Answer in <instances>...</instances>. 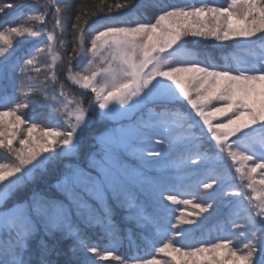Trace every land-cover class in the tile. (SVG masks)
Masks as SVG:
<instances>
[{
  "label": "snow or ice",
  "instance_id": "6c2138e0",
  "mask_svg": "<svg viewBox=\"0 0 264 264\" xmlns=\"http://www.w3.org/2000/svg\"><path fill=\"white\" fill-rule=\"evenodd\" d=\"M37 4L0 0V14L16 10L0 28V109H6L0 110V264H95L87 253L120 264H162L155 257L125 259L89 242L87 231L98 229L117 244L121 222L152 230L163 241L152 242L155 251L177 264L178 256L189 258L185 264L205 257L206 264H264V0L227 6L98 0L78 6L70 42L71 5ZM145 6L156 9L153 19L133 22L122 11ZM189 36L238 37L236 47L250 59L235 67L205 62ZM19 38L39 39L17 56ZM185 102L194 116L183 110ZM136 111L142 115L133 116ZM93 114L103 127L82 162L59 172L57 192L33 190L4 207L35 175L55 171L62 157L79 156ZM126 118L132 123H122ZM154 137L164 148L142 146ZM234 179L240 184L232 185ZM164 201L195 211L171 223L174 209ZM149 204L158 215L146 211ZM117 208L125 212L121 222ZM222 208V234L209 246L177 244L194 231L181 225ZM69 240L73 256L61 261Z\"/></svg>",
  "mask_w": 264,
  "mask_h": 264
},
{
  "label": "trees",
  "instance_id": "16d2710c",
  "mask_svg": "<svg viewBox=\"0 0 264 264\" xmlns=\"http://www.w3.org/2000/svg\"><path fill=\"white\" fill-rule=\"evenodd\" d=\"M171 1V2H170ZM15 2V0H13ZM47 0H38L37 7H39L41 4L46 3ZM67 3L71 5V11L69 12L68 16V22L66 26L67 31V40L68 42L71 41V23L74 21L75 13L79 5L81 4H88L89 6L94 5L98 2V0H66ZM109 2H114V0H109ZM133 2L137 5H140L141 3H146V0H133ZM164 4L169 5H185V4H199L201 0H161ZM207 2L215 5H223L227 6V3L229 0H207ZM127 14V18L131 21H144L153 19L154 13L156 9H154L151 6H145L142 8H139V10H133L131 13H128V10H122ZM16 12L15 9H6L3 14H0V28L8 25L5 23L9 20V18L13 15V13ZM112 15H116V13H113ZM51 27V25H49ZM193 39V38H192ZM188 41H190L188 39ZM36 41H32L29 44H27V47L24 49V51H28L31 49L32 45ZM192 43L189 44V47H194L199 53L198 59L203 60L205 62H208L209 60L216 64L217 66H222L225 64L226 60L227 63L235 67L237 61L239 60H247L250 59L249 54L243 50H240L236 47L238 44H227L222 47H210L208 45L203 44L199 40H195ZM17 51V50H16ZM21 52L17 53L15 52V55L19 56ZM24 53V52H23ZM75 89V86H72ZM9 93L12 92V89H8ZM76 91H79V89H76ZM90 96L91 93H88ZM18 98V97H17ZM0 110H6V109H0ZM43 111L42 109H40ZM183 110L192 113V110L189 106H187L186 102L184 104ZM39 111V112H41ZM146 111V110H145ZM98 113L99 111L96 110ZM142 115L141 112L137 113L135 116ZM194 116L195 114L192 113ZM197 120H199L198 117H195ZM132 120H130L128 123L124 122V124H131ZM103 125L98 122V118L95 114L92 115V119L86 128L85 132L83 133V139L81 142L80 150H79V156L73 157H62L57 164L55 165V171H48L43 173H38L34 176V178L26 184L21 190L14 193L8 201L4 203V207L11 206L13 202L15 201H22L23 199H26L33 190L35 191H45L47 193H54L57 192V189L55 188V185L57 184L58 178H59V172L63 170L65 165L69 164H76L80 163L83 160V157L85 153L88 152L89 146L93 143V137L94 135L102 129ZM205 133L207 132V129H204ZM164 134H160V136H163ZM155 138L151 140H147L145 142H148L147 145H144L145 148H154L157 150L162 149L159 144L155 143ZM211 144H215L214 141L210 140V137L208 138ZM234 139V138H233ZM129 163L131 165H135L137 163L136 159L132 158L131 155L127 157ZM225 165L228 167V169L231 171V175L233 177L236 176V173L234 169L232 168V162L231 160H228L225 158ZM152 175L158 176L160 175L159 172H153ZM240 181L239 179H234L232 181V185H239ZM202 191V189H201ZM179 198V197H178ZM225 200L226 198L229 199L228 196L223 197ZM235 199V197H232L229 200ZM169 209V206H167ZM175 209L178 208V205L173 206ZM146 211L149 213H154L158 215L157 210L149 204L146 208ZM227 212V208H222L220 214L214 215L213 218L207 220L205 223H200L198 225L188 226L184 227L185 229H194L192 235L187 239H180L177 241V244H194L196 246H200V244L203 242L204 246H209L207 242L214 241L219 235H221V228L222 224L221 221L224 219V213ZM125 215V212L119 208L116 209V220L118 222H121V218ZM177 218H179V215H176L175 212H172L171 214V223H176ZM166 222V223H165ZM164 220H161V227L162 228H169L170 224ZM172 231H178V229L172 230ZM87 238L90 243L95 244L98 249L103 251L106 248L112 249L114 253L117 255L125 258L130 259L134 257H144L151 259L153 257L158 258L160 257V253H157L155 251V247L153 246L152 242H156V246H162L163 241L160 240L158 237H156L152 230L145 229L141 227H137L134 222H121L120 223V240L117 244L113 245L109 242V240L104 237L98 229H89L87 231ZM71 241H64L61 246V255L58 257L61 261H64L66 259H70L73 256V253L69 251V248L71 246ZM115 247V248H114ZM82 255V253L80 254Z\"/></svg>",
  "mask_w": 264,
  "mask_h": 264
},
{
  "label": "rangeland",
  "instance_id": "374dc122",
  "mask_svg": "<svg viewBox=\"0 0 264 264\" xmlns=\"http://www.w3.org/2000/svg\"><path fill=\"white\" fill-rule=\"evenodd\" d=\"M171 2V1H170ZM9 25H5L3 27H7ZM14 26V25H12ZM1 27V28H3ZM193 38V39H192ZM39 38H28L27 41H25L23 38H19V41L17 42L16 44V52L19 53L21 52L19 55H23L25 53L24 49L27 47V44H29L30 42L32 41H37ZM186 40H192L193 42H195V40H199L201 41L203 44L205 45H208L210 47H222L224 45H227V44H237L240 42V38H233L231 40H228V41H216L212 38H208V39H205L203 37H186L185 38ZM24 52V53H23ZM18 99H22V97H18ZM99 111V109H96ZM28 114L29 117H32L34 115L33 112L29 111V110H25ZM40 108H37L36 109V113H39ZM137 113H139V111H136L134 112L132 115L135 116ZM5 119H8V118H5ZM130 120H132L131 118H126L122 121V123L124 122H129ZM56 121H53V123H55ZM219 121L217 120H214L213 123H218ZM148 142H145L142 146L144 145H147ZM161 148H164L163 145H160ZM132 158L135 159L134 156H132ZM148 159H151V158H148ZM259 171V170H258ZM158 172V171H157ZM254 175H257V174H254ZM229 199H231L232 197L228 196ZM228 198H226V200H229ZM166 206H169V209H174L173 212L176 213V215H181V213H187L188 211H195L194 209H191L190 207L188 206H185L183 204H175V205H178V208L175 209L173 206H175L174 204H171L170 202L168 201H164L163 202ZM168 208V207H167ZM210 213H211V210H210ZM214 215H216V213H212L211 215L209 213H204L202 214V216L200 217H192L193 219H196L197 220V224L195 225H198L200 223H205L207 222V220L211 219L214 217ZM206 218V219H205ZM172 221V220H171ZM165 222V221H164ZM166 223V222H165ZM188 226H193V225H181L180 227L181 228H184V227H188ZM185 229V228H184ZM179 230V229H178ZM115 248V247H114ZM113 254L117 255L116 253L113 252ZM80 255V254H79ZM83 255V254H82ZM90 260H94L95 261V264H120L119 261L117 260H99L97 259L96 257H93L91 253H87L86 254ZM173 255H177L175 253H173ZM158 260H161L162 264H177L176 260H173L172 259V256H164L162 253H160V257L156 258ZM189 258L188 257H185V256H178V260L180 261V264H185V261H187ZM193 259H200V258H193ZM200 264H206V257L204 259H200Z\"/></svg>",
  "mask_w": 264,
  "mask_h": 264
}]
</instances>
